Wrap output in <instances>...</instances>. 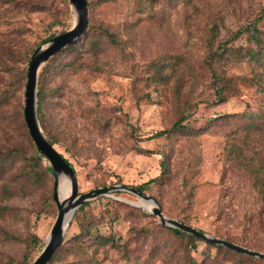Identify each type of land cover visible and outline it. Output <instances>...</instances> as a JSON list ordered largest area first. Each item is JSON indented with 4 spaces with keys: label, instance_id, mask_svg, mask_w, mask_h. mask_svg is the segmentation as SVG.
Returning <instances> with one entry per match:
<instances>
[{
    "label": "rangeland",
    "instance_id": "1",
    "mask_svg": "<svg viewBox=\"0 0 264 264\" xmlns=\"http://www.w3.org/2000/svg\"><path fill=\"white\" fill-rule=\"evenodd\" d=\"M89 1L100 2L91 13V22L109 26L127 44L123 53L108 50L95 57H78L75 52L63 54L59 58L68 67L55 74L48 85L57 95L48 103L47 126L60 138L56 151L75 169L78 192L112 185L138 187L161 171V155L143 150L169 152L171 183L161 188L151 186L145 192L156 198L164 216L264 253V213L258 190L250 173L237 165L230 153L233 146L264 163V141L256 138L243 143L238 138L230 139L241 126L242 114L259 112L258 89L250 82L243 83L239 93L228 101L207 103L211 73L203 68L207 26L216 24L219 38L224 39L263 15L264 0H194L202 12L197 16H192L191 9L179 1L165 6L156 2L154 8L136 0ZM162 8L165 14L160 18L156 12H162ZM53 22L60 24L49 29ZM74 23L70 2L68 7L61 0H0V61L6 60L9 66L0 65V93L3 87L20 82V70L27 73L30 50L36 51L47 42L42 43L47 36L68 31ZM257 26L264 31V17ZM165 54L182 56L194 66L195 79L188 77L189 84L182 88V94L189 100L191 113L184 124L197 135L183 133L170 139H150L175 118L171 85L144 80L148 64ZM10 60H16L14 66ZM231 73L251 76L248 65L234 68ZM15 87L8 104L15 131H0V151L12 148L19 139L23 141L24 128L15 113L18 102L24 108L25 86ZM225 115L234 117L218 119L211 126L214 118ZM199 131L203 132L198 134ZM48 164L44 159L43 165ZM15 169L0 180V208L7 207L0 215V264H20L24 241L31 235L42 242L34 250L35 260L57 215L49 210L47 186L24 184L15 179ZM10 178L13 197L4 201L1 188L6 183L11 186ZM103 183L107 186L96 187ZM104 198L84 204H89L97 216L102 234L111 232L121 239L115 242L116 247L94 255L55 260L52 264H177L189 257L199 264H235L220 258L205 261L204 243L197 242V249L187 250L170 234L159 232L155 227L160 224L157 218H143L132 208L108 201L135 207L128 203L137 202L135 196L112 193ZM109 210L118 213V220L112 225V217L106 215ZM75 233L76 225L68 226L63 240Z\"/></svg>",
    "mask_w": 264,
    "mask_h": 264
},
{
    "label": "trees",
    "instance_id": "2",
    "mask_svg": "<svg viewBox=\"0 0 264 264\" xmlns=\"http://www.w3.org/2000/svg\"><path fill=\"white\" fill-rule=\"evenodd\" d=\"M69 7L68 0H61ZM179 1L191 9V15H199L202 12L193 3L194 0H136L137 3H146L154 8V3H162L163 6L166 3H172ZM89 12L88 27L84 34L78 37L72 44L63 48L60 52L52 56L47 60L39 70L37 74V118L44 138L55 149L57 145H60V138L57 134L53 133L47 126V112L49 100L54 98L56 92L49 88L50 80L53 76L59 73L64 67L68 65L63 59L59 58L65 53L75 52L78 57L87 54L91 56H97L99 54H106L108 50H118L123 53L124 46L127 44L125 40H122L118 34L110 29L109 26L104 24H95L91 22V13L100 2H92L86 0ZM41 5V4H40ZM159 10L156 12L160 18L164 16V12ZM264 14L248 23L247 25L239 28L235 32H230L224 39L219 38V28L216 24H209L206 28V37L204 40L205 57L203 58V68L208 69L211 73L209 90L211 96L207 103L213 104L214 102H226L228 99L236 96L239 93V87L243 83H252V85L258 89L256 90L259 98L257 99L259 112L249 111L242 114L239 117L241 126L232 133L230 139H240L243 143H248L253 139H260L264 141V31L258 28V22L263 19ZM59 25V22H53L48 26L49 29H53L55 25ZM61 25H64L61 23ZM55 32L47 36L42 40V43L50 40L51 38L64 33ZM40 45V44H39ZM38 45V46H39ZM37 46V47H38ZM35 50H30L26 58V67L28 66L31 56ZM119 53V52H118ZM59 58V59H58ZM10 65L14 66L16 60H10ZM8 62L6 60L0 61V65L7 67ZM202 65V64H201ZM242 65H248L250 68L251 76H236L231 73L232 69L240 68ZM9 67V66H8ZM7 67V68H8ZM147 76L144 78L146 82L155 84L171 85V94L174 103V115L175 118L170 126L156 132L150 139L157 138H173L178 134L187 133L190 135H197V133L187 126L184 122L190 117V103L187 96L182 94V88L188 86V77L193 81L195 79L194 66L189 64L182 56L178 55H162L152 60L147 66ZM17 76L20 82L15 84L20 88L25 86L26 70H20ZM15 85L11 84L2 88L0 93V131L5 130L8 132L15 131L14 123L11 122V114L9 112L8 104H10L15 93ZM18 108L15 113L16 116L21 118V126L24 128L23 141L19 139L12 148L0 151V180H5L7 174L16 168L13 174L15 179L22 181L24 184L31 186H44L49 189L47 194V204L49 210L56 213V204L53 200V182L52 180V166L43 165L44 157L38 152L32 139L29 136V132L23 119V106L20 102L17 103ZM227 117H234L233 115L219 116L214 118L211 122V126L215 125V122L223 121ZM206 129V128H205ZM205 129L203 131H205ZM203 131H199L201 134ZM56 150V149H55ZM142 151V150H141ZM146 154H159L160 158V174L151 180L139 185L137 188L142 192L150 190L151 186H157L159 188L169 185L171 178L169 176L168 161L170 159L169 152H152L150 150H143ZM233 159L237 162L242 169L249 172L255 182V186L260 196L263 213H264V163L261 164L260 159L256 156H247L236 150L235 147L230 148ZM61 157L65 162L74 170L73 165L61 154ZM9 175V174H8ZM10 184H3L1 188L2 199L9 200L13 197L12 184L13 180L10 178ZM107 186V184H96V187ZM116 194L124 192H115ZM155 198V197H154ZM101 199H105L101 197ZM156 199V198H155ZM113 204L124 206L126 208H132L135 212L143 218L155 219V216L145 214L139 208L130 207L127 204L118 202L116 200H108ZM160 205L161 201L158 200ZM7 211V207L0 208V215ZM162 211V210H161ZM105 215V214H104ZM103 215V217H104ZM106 215L111 216L110 225L118 220V213L111 210L106 211ZM96 215L89 208V204H83L77 209L69 223V226L76 225L77 233H75L67 241H62L60 247L56 250L52 258L47 264H52L55 260L65 261L69 258H78L84 255H94L99 250L105 252L108 248H115V242L120 241L113 233L107 232L102 234L99 231V226L96 222ZM103 219V218H102ZM186 224L184 221H179ZM159 232L170 234L177 242L183 243L185 249L188 247L197 249L196 243L201 242L206 246L205 261L212 262L216 259L230 260L235 264H262L263 260L255 259L253 257L237 253L231 250L220 248L210 245L198 238L192 237L179 230L162 226L160 224L155 225ZM133 230V228H131ZM144 233H148V230H141ZM218 238V237H216ZM222 239V238H220ZM231 243V239H224ZM235 244V243H234ZM42 245L40 239L31 235L24 241V250L20 258V264H31L34 260L33 254L35 248ZM238 245V244H236ZM109 246V247H107ZM240 246V245H239ZM122 249L125 251V244L122 242ZM247 249H251L246 245H242ZM177 264H199L194 258H187L181 260Z\"/></svg>",
    "mask_w": 264,
    "mask_h": 264
},
{
    "label": "water",
    "instance_id": "3",
    "mask_svg": "<svg viewBox=\"0 0 264 264\" xmlns=\"http://www.w3.org/2000/svg\"><path fill=\"white\" fill-rule=\"evenodd\" d=\"M69 2L75 16L74 25L70 30L51 38L42 47L38 48L31 56L26 73L23 117L29 136L38 152L52 166L54 180L53 200L57 208L56 219L46 238L44 248L31 264H47L50 261L56 250L60 247L66 229L68 228L75 211L79 209V207L88 201L99 197H108L115 192H124L135 196L137 202L128 203L155 216L162 226L179 230L210 245L241 253L255 259L264 260V253L247 249L224 239L216 238L200 229L167 218L162 213L156 199L140 191L137 187L112 185L109 187L96 188L86 193L78 192L74 170L44 138L37 118L38 70L48 59L60 52L63 48L72 44L78 37L84 34L88 27V6L86 0H69ZM62 177H66L69 180L70 185V193L66 198H60L58 189Z\"/></svg>",
    "mask_w": 264,
    "mask_h": 264
},
{
    "label": "bare ground",
    "instance_id": "4",
    "mask_svg": "<svg viewBox=\"0 0 264 264\" xmlns=\"http://www.w3.org/2000/svg\"><path fill=\"white\" fill-rule=\"evenodd\" d=\"M60 198H66L70 193L69 180L66 177H62L59 183ZM149 209V207H148Z\"/></svg>",
    "mask_w": 264,
    "mask_h": 264
}]
</instances>
